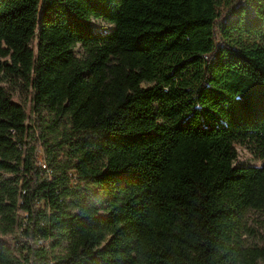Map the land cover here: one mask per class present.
<instances>
[{
    "label": "trees",
    "instance_id": "1",
    "mask_svg": "<svg viewBox=\"0 0 264 264\" xmlns=\"http://www.w3.org/2000/svg\"><path fill=\"white\" fill-rule=\"evenodd\" d=\"M250 213L264 0H0V264H264Z\"/></svg>",
    "mask_w": 264,
    "mask_h": 264
},
{
    "label": "rangeland",
    "instance_id": "2",
    "mask_svg": "<svg viewBox=\"0 0 264 264\" xmlns=\"http://www.w3.org/2000/svg\"><path fill=\"white\" fill-rule=\"evenodd\" d=\"M238 2H241V1H238ZM220 10H222V8ZM228 12L229 11L227 10V13ZM225 16L226 15H224L220 20H218V22L216 23L217 26L220 25V23L225 18ZM91 24H92V27L96 30L107 31V30H111L114 28V24L108 23L106 21H103L101 19H96V18H93L91 20ZM250 41H254V40H250ZM75 52L77 53V55L81 54V48L79 45H77L75 47ZM4 83L8 84L9 87L12 86L11 92L13 94V98L15 101L25 103L27 107L29 106V94L24 91L23 87L20 84L9 83L8 80H6ZM40 145L41 144H38L37 148H39L38 149L39 150V156L41 158H43L45 156L44 151H43L45 149V146L41 145V147H40ZM235 147H236V150L238 152L237 158H236V163H238V164H259V160L251 154L250 150H248L247 148H245L239 144H236ZM55 152H57V158L55 159L56 161L64 160L66 158V155H65L66 150L56 149ZM246 218H247L248 225H250V227L255 229L256 233L251 234L248 231H245L243 237H246V242H248V243H250V242L251 243H261V235L260 234L263 233L264 230H263L262 224L260 223V220H263L264 218L262 216H258L256 214H254V213L247 214ZM16 229L12 234L7 235L6 237L0 236V241L8 243V244L13 243L14 240H16L15 236L18 234V229L17 230Z\"/></svg>",
    "mask_w": 264,
    "mask_h": 264
},
{
    "label": "built area",
    "instance_id": "3",
    "mask_svg": "<svg viewBox=\"0 0 264 264\" xmlns=\"http://www.w3.org/2000/svg\"><path fill=\"white\" fill-rule=\"evenodd\" d=\"M39 148H36V161H35V164L38 166V167H40L41 169H43V170H45L47 173H49L50 172V169H49V167H48V164H47V162H46V160H45V158L43 157V158H41L40 156H39V150H38ZM41 150V149H40ZM70 174H74V171H70ZM74 183H76V181H74ZM19 233H20V229H18V234L17 235H19ZM33 243H34V245L37 247V248H39V247H45V248H47V247H49V242H48V240H44V239H41V238H36L35 240H33ZM12 244H16V240H14V242L12 243Z\"/></svg>",
    "mask_w": 264,
    "mask_h": 264
}]
</instances>
